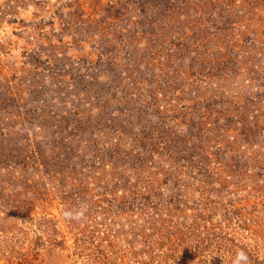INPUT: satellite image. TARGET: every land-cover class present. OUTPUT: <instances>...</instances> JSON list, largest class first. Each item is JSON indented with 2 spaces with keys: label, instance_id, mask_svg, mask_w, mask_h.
<instances>
[{
  "label": "rangeland",
  "instance_id": "obj_1",
  "mask_svg": "<svg viewBox=\"0 0 264 264\" xmlns=\"http://www.w3.org/2000/svg\"><path fill=\"white\" fill-rule=\"evenodd\" d=\"M241 248L264 264V0H0V264Z\"/></svg>",
  "mask_w": 264,
  "mask_h": 264
},
{
  "label": "clouds",
  "instance_id": "obj_2",
  "mask_svg": "<svg viewBox=\"0 0 264 264\" xmlns=\"http://www.w3.org/2000/svg\"><path fill=\"white\" fill-rule=\"evenodd\" d=\"M89 205L81 201L78 206L71 209L62 210V218L67 221H76L82 222L87 219L86 213L88 212ZM213 257H209V264H211V260ZM232 264H249V256L247 252L241 248L236 251L234 258L232 259Z\"/></svg>",
  "mask_w": 264,
  "mask_h": 264
}]
</instances>
